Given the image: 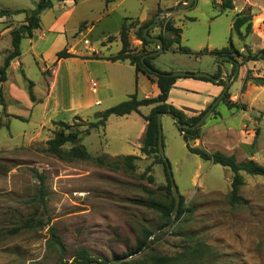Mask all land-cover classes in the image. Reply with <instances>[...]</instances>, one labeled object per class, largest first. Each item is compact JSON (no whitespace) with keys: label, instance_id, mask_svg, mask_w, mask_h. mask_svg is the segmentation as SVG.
Here are the masks:
<instances>
[{"label":"rangeland","instance_id":"374dc122","mask_svg":"<svg viewBox=\"0 0 264 264\" xmlns=\"http://www.w3.org/2000/svg\"><path fill=\"white\" fill-rule=\"evenodd\" d=\"M38 1L0 0V7L35 9ZM187 2L77 0L74 3V0H68L62 3L54 0V7L41 15L46 37L39 46L48 49L54 45L70 53L85 50L94 55L100 48L110 47L109 51L116 53L120 46L115 42L119 41L122 23L125 18H131L128 25L133 27L130 32L132 47L138 51L143 48L157 51L156 43L143 46L136 34L140 25L162 14L159 26L149 30L148 34L158 37L162 22L170 20L182 30L181 46L193 54L178 51L177 45L165 50L153 57L154 66L161 71L213 76L218 72L219 63L211 51L229 47L231 36L234 46L245 55L248 49L254 53L264 49V0H233V10L222 9L221 0H194L183 8ZM173 9L177 11L171 12ZM22 11L11 17L21 20L22 14L25 16ZM164 12L171 13L164 15ZM241 12L252 16L251 34L244 42L237 34H232L233 19ZM65 17L67 43L56 41L51 44L48 38L53 35L47 33L48 26L55 18L64 21ZM7 44V39L1 40L3 51ZM28 48L25 43V51ZM198 53L200 55H194ZM4 55L0 54V65ZM23 61V70L11 69L9 82L4 92H0V264H58L63 259L65 264H72V255L79 248H86L105 264L130 262L141 258L128 254L137 245V240L143 238L144 229L153 231L145 245L152 254L177 257L185 252L188 244H204L213 253L206 264H264V177L242 173L245 178V185L239 189L242 202L232 204L231 169L190 153L175 121L163 117L165 157L179 196L184 197L185 213L177 221L179 207L169 225L160 230L161 213L147 208L144 203L170 204L174 197L164 190L167 185L164 168L154 163V156L142 155L136 162V170L126 173L101 167L94 161L70 159L65 154L57 156L46 151L44 139L29 145L32 136L52 139L59 130L57 123L65 122L72 125L73 130L82 132L81 144L92 156L131 154L136 151L132 144L137 142L144 123L142 116L137 113L111 116L105 129L92 130L89 135L84 133L89 121L82 119L43 124L37 109L31 121L12 117L8 115L9 111L20 110L28 114L29 110L24 103L18 105L9 87L26 89L28 94L31 81L37 84V93L42 95L48 89L45 80L54 68L28 53ZM220 64L228 77L232 67L227 63ZM64 70L75 72L76 64L68 59L60 76ZM257 78H264V61H251L240 67L238 77L230 80V101L244 105L246 110L236 111L221 102L200 127V138L193 146L208 152L233 153L241 162L252 160L264 166V86L254 84ZM63 81L60 77L55 93L70 101L68 97L74 96L73 89L78 94L79 78L72 82L73 86L68 84L69 88ZM86 81L82 80V87L88 91ZM127 99L122 95L107 97L98 110L105 111ZM147 113L149 108H142V114ZM121 136H128V141ZM70 148L67 144L63 152ZM148 167L150 171L144 175ZM38 175L46 177V205L34 201V198L39 200ZM151 177L153 181L149 179ZM30 218L34 228L13 232ZM50 228L57 230L56 234L68 249L63 259L58 253L47 250ZM198 264H203V258Z\"/></svg>","mask_w":264,"mask_h":264},{"label":"trees","instance_id":"16d2710c","mask_svg":"<svg viewBox=\"0 0 264 264\" xmlns=\"http://www.w3.org/2000/svg\"><path fill=\"white\" fill-rule=\"evenodd\" d=\"M59 2H65L67 0H57ZM77 0H74L76 2ZM188 0H186L187 2ZM216 1V0H214ZM54 0H39L36 4L34 10L30 11H22L21 13L25 14V21L24 24L18 28H15L11 31L12 43H11V52L6 57L4 61V65L0 68V84L7 81V71L10 67L11 61L21 56V43L26 38H32L33 32L40 29L41 27V15L46 10L52 9L54 6ZM221 7L224 10H233V0H221ZM161 10L158 9V13ZM15 14H20L19 11H11V10H0V18L4 17H11ZM132 21L131 18H125L122 27L119 31V42L121 43L120 51L112 55L110 57L105 58V60L111 62H126L128 61L132 66L136 68L137 73H142L147 76L153 83H156L159 94L153 98H145L139 99L136 94L132 95L128 100L113 106L101 113H97L95 115L94 121L88 122L86 125V130L84 133L89 135L92 130L105 128L108 119L111 116H118L123 117L126 115H130L132 113H137L141 115L144 120L147 122V128L144 133L141 153L142 155L149 157H155V164L163 165L167 185L164 187V190L172 196V186L170 183L168 170L166 167V163L160 155L159 151V144H158V137H159V128H158V114L159 113H167L171 112L174 115L178 116L183 124L187 125H195L208 111V109L212 106L214 101L211 105L205 109L201 114L198 116L188 117L183 112L179 111L173 105L168 103L169 94L171 89L174 87L176 81L180 78H188L185 77H171L165 76L164 74H169L171 72H164L157 69L153 64V58L145 59V65L142 63V57L146 54L151 53L152 51L144 50H137L132 47V43L130 40V32L133 29L132 25H128V22ZM155 21L153 18L151 21L140 25L137 32V38L142 41L143 46H149L154 44V42L148 41L143 36L144 28L148 27ZM252 30V16L248 13H238L235 15L232 23V34H237L239 40L242 42L251 34ZM181 33L182 30L174 25L173 22L170 20H165L161 24V32L158 35L159 38L162 39L164 43V49L167 51L171 49L173 46H178V51L184 52L187 54H193L191 51L181 46ZM150 35V34H149ZM211 54L214 55L219 63L218 72H216L213 76L215 78L221 76L223 74L221 64L220 63H227L230 64L232 67V72L228 75L229 79H236L238 77V71L240 67H242L245 63L254 61H264V49L258 51L257 53L252 52L250 49L247 50V54H243L240 50H238L233 42L232 36L230 39V46L225 47L222 49H215L211 51ZM196 56L200 55L194 54ZM75 57L73 54H70L66 50H62L57 53V61L62 59L72 58ZM160 73V74H157ZM198 80H202L205 82L213 83L219 87L224 88L226 82L224 80H220L219 82L215 83L214 81L208 78H196ZM245 79V83L246 80ZM245 83L243 88H245ZM254 84L256 86L263 87L264 86V78H257L254 79ZM34 83L29 81V88L28 94L29 98L32 102L36 101L35 93H34ZM2 93V90L0 89ZM223 103L228 108H235L236 111L246 110L244 105H240L237 103H233L230 101V93L229 91L225 94L224 98L222 99ZM220 102V103H221ZM1 103L4 104L3 100ZM152 109L148 115H143L141 113V108L143 107H150ZM219 106V105H218ZM217 106V107H218ZM216 107V108H217ZM215 108V109H216ZM215 111V110H214ZM213 111V112H214ZM15 118H18L15 116ZM76 120L80 119L78 117L75 118ZM1 125V124H0ZM57 126L59 130L54 133V137L46 142L47 149L46 151L53 153L57 156L64 155L69 157L70 159H78L83 161H94L97 165L101 167H107L112 170H122L126 173H132L136 170V162L141 160V157L129 155V156H119L115 157L116 160L112 161L111 157L107 155H101L97 157H93L87 149L81 144V139L83 136L82 132L79 130H73L72 125H69L65 122H58ZM179 129V128H178ZM186 147L188 151L194 155H197L199 158L205 161H209L215 165H220L222 167H226L231 169L233 172V179H232V192H231V202L232 204H238L242 202V198L239 196V189L245 185V178L242 173H246L251 176H260L264 177V166L256 163L255 161H244L241 162L238 160L235 154L226 155L220 151L215 152H208L200 147L193 146V144L200 138V128L197 129H179ZM70 144L71 148L67 152H63V148ZM150 171V167L147 168L144 175ZM144 175H142L144 177ZM37 178L39 179V200L42 204L46 205V177L43 175H38ZM153 181V178H149ZM181 197V204L179 209V214L176 218L178 221L185 213L184 209V197ZM144 205L149 209L157 210L162 215V226L161 229L167 227L169 222L171 221V214L173 209L175 208V199H172V203L164 204L160 202H146ZM33 220L28 219L22 226L17 227L13 232H19L22 229H32L34 228V224L32 223ZM49 240L47 242V250L54 251L58 253V255L63 259L64 255L67 254L68 249L66 248L62 238L56 234L57 230L55 228L49 229ZM153 234V231L149 229H144L142 237L137 240V245L130 251L128 256H140L141 258L137 260H132L130 262H117L115 264H198L200 259L203 258V264L207 263L212 257L211 248L209 246H205L204 244H197V245H187L185 246V252L179 256H168V255H161V254H152L149 252L151 249L145 245L147 240H149L150 236ZM192 243V240L189 241ZM73 262L72 264H105L104 262H100L97 258H95L89 250L86 248L78 249L72 255ZM58 264H65L64 259L59 262Z\"/></svg>","mask_w":264,"mask_h":264},{"label":"crops","instance_id":"0c3cea01","mask_svg":"<svg viewBox=\"0 0 264 264\" xmlns=\"http://www.w3.org/2000/svg\"><path fill=\"white\" fill-rule=\"evenodd\" d=\"M38 2H36V4ZM63 6L64 5H61V8H63ZM0 10H11V9L6 7H0ZM21 10L30 11L34 9H15L11 11H21ZM24 18L25 16L23 14L21 16V20L20 19L15 20L13 17L0 18V42L3 39L8 40L7 49L3 51L2 47H0V54L5 53V55L1 58L2 64L0 65V67L4 65V61L6 57L11 52V48H12L11 31L23 25L25 21L23 20ZM55 19H56L55 22L51 23L50 26H48L47 28V33L53 35L54 38L51 37L50 39L48 38V40L50 41L51 44L52 43L54 44L56 41L57 43L58 42L67 43L68 36H67V30L65 28V20L67 19V17L64 18V21H59L60 19L57 18ZM42 29H43V21L41 18L40 29L33 32L32 38H26L22 41L21 56L11 61L10 67L7 71V81L0 84V89L3 90L4 92V88L6 84L9 82V78H10L9 73L11 69H15L16 71L23 70L24 67L23 59L27 53L30 54L32 57L39 59L43 64L47 65L48 67L54 66L52 75L45 80V83L48 85V89L46 90V93L39 95L37 93L38 90L37 84L34 82L33 89H34L36 101L32 102L27 94L26 89H20L17 86H10L9 89L12 98L18 103V105L24 103L25 108L29 110V113L28 114L22 113L20 110H18V111H9L8 115L12 117L17 116L19 118L31 121L34 111L37 109V112L41 117L40 123L43 124L52 123L55 121H71L73 118L76 117L84 121L91 122L94 121L95 115L97 113H101L104 111V110L99 111L98 108L102 106L103 101L107 97L111 98L122 95V96H126L129 99L132 95L136 94L139 99H145V98L156 97L159 94V89L156 83H153L144 74L137 73L136 68L132 66L128 61L111 62L105 60V58L115 55L120 51L121 43L118 41V39L116 40L115 43H118L120 48L116 53H112L111 51H109L111 49L110 47H103L100 48L99 52L96 55L87 53L85 50H82L80 52L74 51L69 53L73 54L75 57L57 61V53L61 51L60 50L61 47H55L54 45H52L50 47L47 46L48 49H44V47L39 46L41 41H43L46 37V33L43 32ZM38 33H40L39 36H37ZM25 43H28L29 45L27 51H25L24 49ZM68 59H70L74 64H76V71L74 72V71L64 70L63 76H60V73H62L63 64ZM222 69H223V74H225L226 69L224 67ZM60 77H62V79L64 80L63 82L66 83L67 88H69L68 84H72L73 86V83H75L76 79L79 78V83L77 82L78 94L75 93L73 89L74 96L68 97L70 101L61 99L55 93V89L60 83ZM83 79H85V81L87 79L86 82L89 87L88 91H86L82 87L84 84L82 83ZM93 82H96L98 84L97 88H93L92 86ZM43 90L45 92V89ZM222 91H223L222 87H219L210 82H205L191 77L180 78L176 81L174 87L170 91L168 103L173 105L175 108L183 112L188 117L198 116L211 105V103L215 100V98L220 96ZM70 92L71 91H69L68 93ZM145 108H149V113H150L152 106ZM141 113H142V108H141ZM149 113L144 115H148ZM146 128H147V122L144 120L140 133L137 136V142L132 144L136 148V151H133V153L127 155H118L116 153L112 155L111 154H102V155H107L111 158H115L119 156H129V155L141 157L142 141ZM121 138L123 137L121 136ZM43 139L45 141L49 140V138L45 139V136H32L29 140L30 141L29 145L33 143V141L42 142L44 141ZM123 139H125V141H128L129 137L124 136ZM220 152L226 154L223 151ZM232 154H226V155H232ZM93 157H97V156H93Z\"/></svg>","mask_w":264,"mask_h":264},{"label":"water","instance_id":"95a60500","mask_svg":"<svg viewBox=\"0 0 264 264\" xmlns=\"http://www.w3.org/2000/svg\"><path fill=\"white\" fill-rule=\"evenodd\" d=\"M189 2H187L186 4H183L182 7L186 8L188 6H190L194 0H188ZM177 11L176 9H173L171 12H175ZM171 12H164V15L166 14H170ZM162 15V14H161ZM158 15L155 17V21L154 23L150 24L148 27L144 28L143 30V36L150 42H154L158 45V49L157 51H153L149 54H146L142 57V63L145 65V59L147 58H153L155 56L160 55L161 53H163L165 51L164 49V43L162 41L161 38L157 37V36H151L148 34L149 30L153 29V28H157L159 26L160 23V16ZM146 66V65H145ZM160 74V73H157ZM165 76H171V77H191V78H208L212 81H214L215 83L219 82L220 80H224L226 82L225 87L223 88L222 93L220 94V96L217 97V99L214 101V103L212 104V106L208 109V111L204 114V116L193 126L191 125H187V124H183L180 120V118L176 115H174L171 112H167V113H159L158 114V128H159V137H158V144H159V151H160V155L163 158V160L166 163V167L168 170V175H169V179H170V183L172 186V195L175 199V208L172 211V218L174 217V215L178 212V209L180 207V201H181V197L179 196V191L178 188L175 184L174 178H173V173H172V169L171 166L169 164V161L167 160V158L165 157V151H164V145H163V133H162V119L163 117H169L172 118L175 121L176 126L179 129H183V130H187V129H197L200 128L205 121L207 120V118L213 113V111L215 110V108L220 104V102L222 101V99L224 98L225 94L230 90V86H231V81L229 79V77H227L225 74H222L221 76L215 78L212 75L209 74H205V73H181V72H172L169 74H164ZM173 221V220H172ZM171 225V224H170Z\"/></svg>","mask_w":264,"mask_h":264},{"label":"built area","instance_id":"2783aa9c","mask_svg":"<svg viewBox=\"0 0 264 264\" xmlns=\"http://www.w3.org/2000/svg\"><path fill=\"white\" fill-rule=\"evenodd\" d=\"M86 44H89V41H85ZM93 88H97L98 84L96 82L92 83Z\"/></svg>","mask_w":264,"mask_h":264}]
</instances>
